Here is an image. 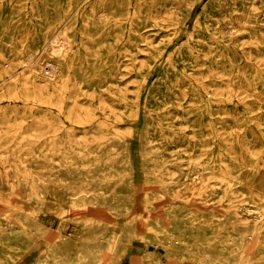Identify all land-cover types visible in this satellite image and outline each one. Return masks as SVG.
I'll use <instances>...</instances> for the list:
<instances>
[{
	"label": "bare ground",
	"instance_id": "6f19581e",
	"mask_svg": "<svg viewBox=\"0 0 264 264\" xmlns=\"http://www.w3.org/2000/svg\"><path fill=\"white\" fill-rule=\"evenodd\" d=\"M0 15L12 30L33 36L36 48L27 53L20 50L8 59L11 69L0 81V105L6 102L0 109V127L44 129L52 137L63 139L78 130L87 132L82 139L86 144L79 152L49 150L42 155L46 162V182L30 178L31 194L27 197L41 204L48 192L52 194L48 179L52 169L50 161L57 156H69L72 159L68 165L77 171L72 187L79 189V196L67 202L76 206L81 203L107 206L116 212L117 218L122 215L124 200L117 197V206L113 203L112 192L97 184L96 179L101 176L93 173V165L107 158L117 160L120 151L126 152L129 136L119 129L112 111L104 112L98 120L95 110L89 117L73 116L68 108L74 103L69 99L71 89L89 87L98 94L105 87L113 90L112 84L119 83L117 76L123 65L122 57L143 43L151 44L144 34L146 31L159 28L173 34L171 40L158 43L154 55L150 53L158 71L142 106L146 116L141 143L146 149L170 141L169 136L163 134L168 107L166 95L176 82H191L198 105H212V93L205 100L196 82V73L192 70L196 63H238L244 54L241 38L245 34L251 37L253 45L264 48V0H0ZM168 44H172V49H168ZM242 73L237 78L240 101L254 96L256 102L251 106L256 113L252 117L246 115L245 112L251 111L247 109L239 116L240 106L236 104V121L242 118V124L250 127L256 118L264 127V79L247 83ZM148 77L143 74L142 87L147 85ZM120 102L125 109L136 108L133 114L137 117L140 89L132 98L126 96ZM114 104L117 107V102ZM224 112L229 111L224 109ZM255 137L259 140L258 135ZM116 142L117 156L100 147ZM242 167L233 169L232 175L239 178L244 187H251L252 170L247 161ZM11 172V187L19 193V165ZM107 176L120 180L124 172L117 170ZM257 190L263 200L255 205L240 206L239 213L246 211L242 217L249 218L238 219L233 214L240 222L233 225L231 222L235 238L226 242L224 253L214 246V242L221 244L222 239L213 218L201 223L198 219H205L204 216L186 211L176 200L167 199L163 192L148 190L149 204L141 208L134 221L139 234L144 233L150 243L163 248L167 264H176L181 252L191 249L194 250L188 258L193 264H214L215 260L221 264H259L255 260L257 251L264 260V189L257 187ZM54 193L57 201H61L59 192ZM74 222L80 227L78 234L60 232L37 264H121L120 240L106 243L104 222L83 215L75 216ZM15 223L25 230L32 226L23 217L15 218ZM0 238L5 246L11 247L23 239L19 234L9 235L1 227ZM192 239L199 241L195 248L190 244ZM205 246L210 248L209 252ZM103 249L107 250L105 255ZM160 256L146 249L135 254L134 259L136 264H158Z\"/></svg>",
	"mask_w": 264,
	"mask_h": 264
},
{
	"label": "rangeland",
	"instance_id": "374dc122",
	"mask_svg": "<svg viewBox=\"0 0 264 264\" xmlns=\"http://www.w3.org/2000/svg\"><path fill=\"white\" fill-rule=\"evenodd\" d=\"M262 33L264 36V30ZM144 34L151 44L143 43L127 51L128 56L122 57L123 65L119 67L117 76L119 83L112 84L113 90L102 87L98 94L89 87H74L69 96L74 101L68 107L73 116L89 117L95 110L98 112L95 117L98 120L104 112L112 111L117 117L119 129L126 131V136H129L127 150L123 153L120 151L117 160L107 158L93 165V173L101 176L96 179L97 184L101 183L103 188L112 192L113 203L117 206V197L123 198L122 215L117 218L113 209L100 204L81 203L76 206L67 202L79 196V189L72 187L77 171L68 165L72 159L69 156H57L50 161L52 169L48 179L52 194L48 192L41 204L27 197L31 194L30 178L46 182V162L42 155L49 150L70 152L73 149L79 152L83 144H86L82 139L87 132L78 130L73 136L63 139L52 137L44 129L7 130L0 127V227L6 229L9 235L19 234L23 238L12 247L5 246L0 238V264H37L60 232L71 236L78 234L80 227L74 222L78 215L92 217L106 224L103 227L104 240L106 243L120 240L121 264H136L134 255L146 249L161 255L158 264H167L168 259L162 255L163 248L150 243L144 233L139 234L134 221L141 208L149 204L146 200L148 190L163 192L167 199L176 200L186 211L200 213L205 217L198 219L201 223L213 218L222 239L221 244L214 242V246L224 253L226 242L235 238V227H230L231 222L233 225L240 222L239 218H249L242 217L246 211L239 213L241 207L255 205V202L263 200L257 187L264 189V127L256 118L250 127L242 124V118L236 121L234 105L240 106L239 116L247 109L251 111L245 112L246 115H255L251 105L256 102V98L249 95L243 98V102L240 101L237 78L243 72V80L247 83L253 79H264V48L253 45L251 37L245 34L241 38L244 54L238 63H196L192 67L196 73V82L205 100L212 93V105H198L191 82H176L166 95L168 110L165 109L167 118L163 134L169 136L170 141L144 149L141 130L145 129L146 112L142 106L158 71L152 55L156 53L158 43L174 38L169 31L159 28L150 29ZM34 45L33 36L12 30L0 15V81L11 69L8 59L20 50L24 53L36 51ZM167 47L172 49V44ZM143 74L149 77L147 85L142 87L140 82ZM138 89L140 110L137 117H134L133 111L136 108L133 111V107L125 109L120 101L126 96L132 98ZM116 102L117 107L114 104ZM224 109L229 112L225 113ZM100 147L117 156V142L105 143ZM245 161L252 170L251 187H244L240 179L232 175L233 169L243 168ZM18 165L21 170L17 175L19 193L11 187V170L17 169ZM117 170L124 172L122 179L107 176L109 172L117 173ZM54 192H59L61 201H57ZM234 205L237 206L235 212ZM18 217L26 218L32 226L26 230L20 227L15 223ZM198 242L192 239V248ZM204 249L210 251L207 246ZM192 250L181 252L176 264H193V260L188 258ZM106 251L103 249L102 254L105 255ZM256 254L255 260L264 264L262 257L258 256L260 253L257 251ZM214 264L221 263L215 260Z\"/></svg>",
	"mask_w": 264,
	"mask_h": 264
}]
</instances>
